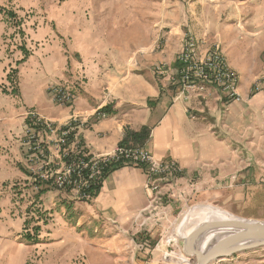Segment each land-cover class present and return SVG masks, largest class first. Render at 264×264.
<instances>
[{
    "label": "rangeland",
    "instance_id": "rangeland-1",
    "mask_svg": "<svg viewBox=\"0 0 264 264\" xmlns=\"http://www.w3.org/2000/svg\"><path fill=\"white\" fill-rule=\"evenodd\" d=\"M11 12L16 16L12 20ZM39 29L47 33L45 37L31 40L29 33ZM189 38L197 40L201 53L218 45L227 61L222 49L250 47L249 66L260 71L258 78L264 69V0H0V62L13 59L6 66L7 80L0 82V92L16 87L17 62L22 59L16 55L23 57L22 45L31 53L40 42L54 40L83 69H103L122 55L128 56L127 67L135 61L143 65L153 55L157 57L153 72L172 83L180 67L172 73L169 56L176 55L180 66V53ZM204 39L207 48L202 47ZM132 55L135 58L129 59ZM232 69L240 85L239 73ZM58 83L49 82L47 93ZM254 84L252 92L257 93ZM24 140L25 136V147ZM1 143L0 264H196V257L184 252V239L196 226L211 221L212 209L264 220L262 192L261 200L247 202L178 201L186 204L184 210L167 217L144 213L133 227L103 225L101 219L90 220L79 206H72L70 192L44 183L37 188L25 162V148V161H13L7 142ZM60 192L66 195L58 196ZM57 198L62 205L55 204ZM210 264H264V248Z\"/></svg>",
    "mask_w": 264,
    "mask_h": 264
},
{
    "label": "crops",
    "instance_id": "crops-1",
    "mask_svg": "<svg viewBox=\"0 0 264 264\" xmlns=\"http://www.w3.org/2000/svg\"><path fill=\"white\" fill-rule=\"evenodd\" d=\"M29 34L37 42L47 33L39 29ZM205 40L203 48L208 47ZM249 49L241 45L222 49L240 76L242 100L232 101L221 87L210 82L201 95L184 99L177 86L153 72L151 65L157 61L153 55L143 65L135 61V65L127 67L128 56L121 53V60L103 69H83L58 42H40V47L19 64L15 89L11 84L14 92H8L9 88L0 92V107L5 106L0 108V143L7 142L13 161L25 159L22 139L30 109L56 124L78 118L77 137L91 155L110 153L127 134L149 127L144 147L159 160H175L183 173L169 176L156 193L147 186L145 166L124 162L109 170L91 201H79L71 192V196L67 195L74 202L72 206H79L90 220L101 219L103 225L133 227L144 213H150V218L160 214L167 217L184 210L186 204L178 201L261 200L264 91L252 92L260 71L249 66ZM17 55V60L23 58ZM12 60L0 62V82L7 80L5 69ZM169 60L171 72L176 73L180 67L176 55L171 54ZM53 81L67 85L76 94L73 104L53 102L46 91L47 84ZM103 109L108 110V115L99 117ZM51 152L54 157L56 152ZM57 200L55 204L62 205L63 201ZM166 202L169 204L164 206Z\"/></svg>",
    "mask_w": 264,
    "mask_h": 264
},
{
    "label": "built area",
    "instance_id": "built-area-1",
    "mask_svg": "<svg viewBox=\"0 0 264 264\" xmlns=\"http://www.w3.org/2000/svg\"><path fill=\"white\" fill-rule=\"evenodd\" d=\"M180 71L171 77L184 99L201 95L206 83L222 88L232 101L242 99L239 93L238 74L230 67L218 45L199 51L198 42L189 38L180 53ZM264 90V69L254 84L253 91ZM50 98L59 105H71L76 94L65 85L58 83L48 87ZM99 117L108 114L98 112ZM29 123L25 130V153L32 183L47 184L59 191H68L82 202L93 199V187L103 183L107 171L120 163L145 166L147 186L159 193L161 184L172 175H181L183 168L175 160H159L144 146L119 145L110 153L91 155L77 137L78 118L64 124L45 119L36 111L27 113ZM52 151L56 152L53 157ZM155 202H153L154 204Z\"/></svg>",
    "mask_w": 264,
    "mask_h": 264
},
{
    "label": "water",
    "instance_id": "water-1",
    "mask_svg": "<svg viewBox=\"0 0 264 264\" xmlns=\"http://www.w3.org/2000/svg\"><path fill=\"white\" fill-rule=\"evenodd\" d=\"M209 238L205 248L200 244ZM184 252L196 264H210L249 250L264 248V220L230 218L199 224L184 239Z\"/></svg>",
    "mask_w": 264,
    "mask_h": 264
},
{
    "label": "trees",
    "instance_id": "trees-1",
    "mask_svg": "<svg viewBox=\"0 0 264 264\" xmlns=\"http://www.w3.org/2000/svg\"><path fill=\"white\" fill-rule=\"evenodd\" d=\"M6 13L7 12L4 11V14H6ZM8 14H10L9 16H11V20H12V17H16L12 12L8 13ZM19 23H20V19L17 18L15 24H19ZM19 27H20V25H19ZM21 30H23V29H21ZM22 34H24V33H22ZM20 50L23 53V58L20 61H18L17 64L22 63L31 54L30 51L28 49H26V46L24 47V45H22L20 47ZM8 78L10 79L9 75H8ZM102 111H104L106 113L108 112V110H106V109H103ZM150 131H151V129L149 127H144L140 132H134V133L127 134L126 137L124 138V140L122 141L121 145L132 146L131 141H133L134 146H144L143 144L146 141V139L148 138ZM114 166H116V165H113L111 168H113ZM109 170L107 171V173L109 172ZM107 173H106L105 177L107 176ZM101 185H102V183L100 185L93 187L92 193L94 196L96 195L97 191L100 189ZM35 230H39V228L36 227ZM30 238H31L30 234L26 235L27 240H29ZM235 255H237V254H235ZM235 255H233V256H235Z\"/></svg>",
    "mask_w": 264,
    "mask_h": 264
},
{
    "label": "bare ground",
    "instance_id": "bare-ground-1",
    "mask_svg": "<svg viewBox=\"0 0 264 264\" xmlns=\"http://www.w3.org/2000/svg\"><path fill=\"white\" fill-rule=\"evenodd\" d=\"M236 216H234V215H228L226 212H220V211H217V210H211L210 211V213H209V215H208V218L212 221L213 219L214 220H222V219H230V218H235ZM237 218V217H236ZM194 230V229H193ZM192 230V231H193ZM191 231V232H192ZM209 238H207L204 242H202L201 244H200V246L202 247V248H205L207 245H208V243H209Z\"/></svg>",
    "mask_w": 264,
    "mask_h": 264
}]
</instances>
